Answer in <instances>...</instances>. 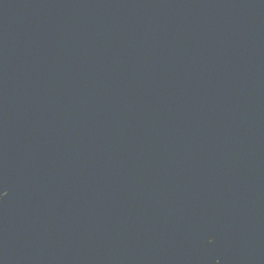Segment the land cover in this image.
Returning <instances> with one entry per match:
<instances>
[{"label": "water", "instance_id": "water-1", "mask_svg": "<svg viewBox=\"0 0 264 264\" xmlns=\"http://www.w3.org/2000/svg\"><path fill=\"white\" fill-rule=\"evenodd\" d=\"M0 264H264V0H0Z\"/></svg>", "mask_w": 264, "mask_h": 264}]
</instances>
